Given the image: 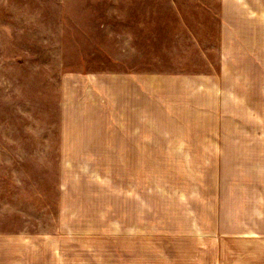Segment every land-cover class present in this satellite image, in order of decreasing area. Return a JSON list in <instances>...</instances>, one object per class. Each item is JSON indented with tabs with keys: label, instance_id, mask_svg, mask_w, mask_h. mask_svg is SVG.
Masks as SVG:
<instances>
[{
	"label": "rangeland",
	"instance_id": "rangeland-1",
	"mask_svg": "<svg viewBox=\"0 0 264 264\" xmlns=\"http://www.w3.org/2000/svg\"><path fill=\"white\" fill-rule=\"evenodd\" d=\"M250 230L264 0H0V264L207 263Z\"/></svg>",
	"mask_w": 264,
	"mask_h": 264
},
{
	"label": "crops",
	"instance_id": "crops-1",
	"mask_svg": "<svg viewBox=\"0 0 264 264\" xmlns=\"http://www.w3.org/2000/svg\"><path fill=\"white\" fill-rule=\"evenodd\" d=\"M124 77H131V75L121 76L120 78L125 79ZM183 78L185 83L192 81V78ZM90 81H92V78H90ZM133 81L141 82V80ZM239 235L241 236L236 238L229 236L228 241L224 244V239L221 238V243L216 242L214 246L216 249L213 251L211 259L207 263L204 260L202 262L197 260L198 264H264V240H255L251 230L241 232Z\"/></svg>",
	"mask_w": 264,
	"mask_h": 264
}]
</instances>
